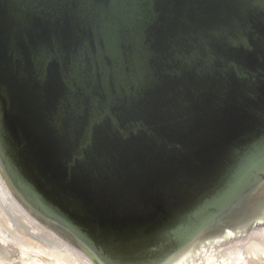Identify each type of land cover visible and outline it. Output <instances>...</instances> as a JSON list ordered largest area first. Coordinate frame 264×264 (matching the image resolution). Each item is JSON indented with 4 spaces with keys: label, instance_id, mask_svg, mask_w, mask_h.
<instances>
[{
    "label": "water",
    "instance_id": "obj_1",
    "mask_svg": "<svg viewBox=\"0 0 264 264\" xmlns=\"http://www.w3.org/2000/svg\"><path fill=\"white\" fill-rule=\"evenodd\" d=\"M0 171L96 264L263 215L264 0H0Z\"/></svg>",
    "mask_w": 264,
    "mask_h": 264
},
{
    "label": "bare ground",
    "instance_id": "obj_2",
    "mask_svg": "<svg viewBox=\"0 0 264 264\" xmlns=\"http://www.w3.org/2000/svg\"><path fill=\"white\" fill-rule=\"evenodd\" d=\"M0 180L2 183L6 185V187L11 192L12 198L17 203L18 207L23 210L32 220H35L37 223L42 225L44 228L47 229V232L58 239L62 240L65 244L69 246H73L74 248L79 249L83 254H85L89 260H91L94 264H96L79 246H77L66 234H64L62 231H60L58 228L53 226L51 223H49L47 220L42 218L40 215L35 213L33 210H31L29 207L24 205L14 192V190L11 188V186L8 184L6 178L0 171ZM10 199V197H8ZM264 220V214L233 229V232H235L234 235H240L244 233L250 226H254L258 221ZM258 232L259 229H256ZM255 230V231H256ZM254 231V230H253ZM40 231H36V233L31 234L27 227L21 222V218L14 212L13 208L7 204L4 206V199L0 197V235L4 236L10 243L16 246L23 247L24 250L27 252H30L29 257L34 259H38L37 255H32V252L38 253L39 255L45 256V262L47 264H56L58 261L53 262V258L57 257L59 260L65 261L67 264H72L69 260V258L66 255H62L58 252H53V249H60V251H64L62 247H58V245L55 246L54 241L51 239L46 238L45 236L38 235ZM232 233L227 232L218 238L200 246L201 249L197 250L194 249L190 253H188L184 258H182L178 263L176 264H199V260L205 258L211 251L218 249V246L222 244L225 240L231 238ZM58 241V240H57ZM60 242V241H59ZM228 242V241H227ZM73 248V249H74ZM199 248V247H198ZM197 250V251H196ZM20 251V250H19ZM258 251V249H256ZM252 251L254 253V256L256 259H259L258 263L264 264V257L262 256L264 253L262 251ZM16 252V250L13 247L9 246V250L4 249V247H0V262L7 261L9 258H11V255ZM24 254V253H23ZM37 256V257H36ZM224 259H222V264H230L232 263V259L236 257L235 255H230V251H224V255H222ZM244 259H240L238 263H242ZM234 263V264H238Z\"/></svg>",
    "mask_w": 264,
    "mask_h": 264
},
{
    "label": "rangeland",
    "instance_id": "obj_3",
    "mask_svg": "<svg viewBox=\"0 0 264 264\" xmlns=\"http://www.w3.org/2000/svg\"><path fill=\"white\" fill-rule=\"evenodd\" d=\"M11 195L12 194L9 189L0 180V197L4 199V206L9 204L13 208L14 212L21 218V222L27 227L31 234L34 235L36 231H40V233H38L39 236L42 235L54 241L55 246L58 245V247H62L64 251L53 248L52 251L66 255L72 264H94L79 249L65 244L62 240L49 234L47 229L42 225L37 223L35 220H32V218H30L25 212H23V210L18 207ZM8 197H10V199H8ZM253 225L254 226H250L244 233L240 235H234L235 232H233V230L229 231L232 233L231 238L225 240L218 246V249L211 251L205 258L199 260V264H222V259H224L222 255H224V251H230V255L236 256L234 259H232V263L230 264L238 263L240 259H244V261L238 264H262L261 262L258 263L259 259H256L252 251H256V249H258V251H262V253H264V220L258 221ZM256 229H259L260 231L258 232ZM9 246L13 247L16 252L11 255L9 260L0 262V264H47V262H45V256L32 252V255L38 256V259H32L29 257L30 252H27L21 246L13 245L8 241V239L0 235V247H4V249L9 250ZM199 249L201 248H197V250ZM258 251H256V253H258ZM262 256L264 257V254ZM53 260L55 263L58 261L56 264H67L65 261L59 260L57 257H54Z\"/></svg>",
    "mask_w": 264,
    "mask_h": 264
}]
</instances>
